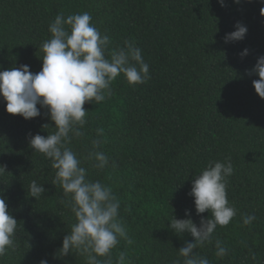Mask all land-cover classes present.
I'll list each match as a JSON object with an SVG mask.
<instances>
[{
	"label": "trees",
	"instance_id": "16d2710c",
	"mask_svg": "<svg viewBox=\"0 0 264 264\" xmlns=\"http://www.w3.org/2000/svg\"><path fill=\"white\" fill-rule=\"evenodd\" d=\"M262 7L261 0H225V6L219 0H0V71L24 64L41 71V45L60 13L88 12L109 35V50L132 39L149 64L146 83L129 85L121 74L109 98L85 103V135L69 145L88 178L111 186L120 200L119 214L134 243L121 239L113 264L121 251L126 264H182L179 248L195 238L175 234L170 220L189 218L186 209L197 226L201 216H211L197 215L192 181L209 161L228 158L234 173L227 194L237 214L226 227L217 226L212 243L194 251L210 264H264V98L253 84L260 77L251 71L264 55ZM237 22L247 26L246 37L225 43ZM46 113L41 108L31 119L8 113L0 96V195L18 221L14 247L0 264H86L77 253L54 256L75 217L61 203L62 188L52 183L51 160L29 143L30 135L55 131ZM97 128L104 129L102 137ZM98 138V150L110 158L103 170L85 159L97 150ZM33 180L46 189L38 199L28 190ZM250 213L256 219L245 226L242 217ZM216 239L229 249L223 258L215 255Z\"/></svg>",
	"mask_w": 264,
	"mask_h": 264
},
{
	"label": "clouds",
	"instance_id": "9594fccd",
	"mask_svg": "<svg viewBox=\"0 0 264 264\" xmlns=\"http://www.w3.org/2000/svg\"><path fill=\"white\" fill-rule=\"evenodd\" d=\"M219 2L225 6V0ZM235 2L239 3V0ZM260 11L264 15V7ZM234 27V31L225 34V43L246 37V25L237 22ZM48 30L51 38L41 45L44 53L41 56L42 70L33 73L30 66L24 64L0 71V96L6 101L8 113L31 119L40 116L41 108H44L55 122V131L49 135L29 137L35 152L51 160V166L56 170L52 183L62 188L65 199L61 203L75 217V223L54 256L64 258L72 252L84 256L86 264H113L112 251L120 240L128 245L134 243L119 214L120 200L111 186L88 178V170L69 145L73 138L85 135L82 131L87 123L85 103L100 104L109 98L111 85L121 74L129 85L146 83L151 79L149 64L143 59L142 49L132 39H125L122 47L109 50V35L101 33L88 12L67 17L63 13L57 14ZM248 52L247 48L244 49L241 56ZM251 71L260 77L253 84L259 96L264 98V55L258 57ZM43 127L48 128V124ZM96 133L97 137H102L104 129L97 128ZM102 143L99 138L94 140L93 148L97 150L90 151L85 157L100 170L109 164L110 159L105 152L98 150ZM233 173L230 158L209 161L192 181L189 195L194 197L197 215L208 211L211 216H201L197 226L190 218V210L186 209L189 218L175 216L170 220L169 227L175 234L187 232L195 238L194 242L186 241L185 246L179 248L178 256L184 258L182 264H210L206 256L199 255L194 249L212 243L217 226L226 227L236 216V209L230 204L227 194L228 178ZM28 190L31 197L38 199L46 189L33 180ZM255 219L254 213L246 214L242 217L243 225L250 226ZM17 227V219L0 195V257L14 247ZM215 249L217 258L228 255L229 249L220 239L215 240ZM126 260V253L121 251L115 264H126ZM39 264H48V260L41 259ZM174 264H181V261L177 259Z\"/></svg>",
	"mask_w": 264,
	"mask_h": 264
}]
</instances>
